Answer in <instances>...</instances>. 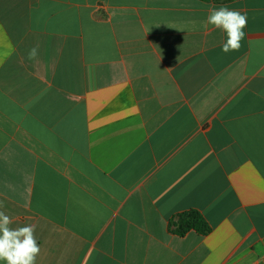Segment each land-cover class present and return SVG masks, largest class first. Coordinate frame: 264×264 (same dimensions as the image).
Listing matches in <instances>:
<instances>
[{
    "label": "crops",
    "instance_id": "crops-1",
    "mask_svg": "<svg viewBox=\"0 0 264 264\" xmlns=\"http://www.w3.org/2000/svg\"><path fill=\"white\" fill-rule=\"evenodd\" d=\"M0 211L36 264H264V0H0Z\"/></svg>",
    "mask_w": 264,
    "mask_h": 264
},
{
    "label": "clouds",
    "instance_id": "clouds-1",
    "mask_svg": "<svg viewBox=\"0 0 264 264\" xmlns=\"http://www.w3.org/2000/svg\"><path fill=\"white\" fill-rule=\"evenodd\" d=\"M247 13L230 9L226 5L210 7L205 26L211 25L226 34V40L221 45L223 53L238 51L246 33ZM158 27V26H157ZM38 57V48L32 47L28 52V59ZM12 218L4 211H0V261L6 264H36L41 252L37 242L34 224L12 228Z\"/></svg>",
    "mask_w": 264,
    "mask_h": 264
},
{
    "label": "trees",
    "instance_id": "trees-1",
    "mask_svg": "<svg viewBox=\"0 0 264 264\" xmlns=\"http://www.w3.org/2000/svg\"><path fill=\"white\" fill-rule=\"evenodd\" d=\"M190 230L206 234L210 230V226L200 213H185L180 216V220L176 223V231L179 235L183 236Z\"/></svg>",
    "mask_w": 264,
    "mask_h": 264
}]
</instances>
